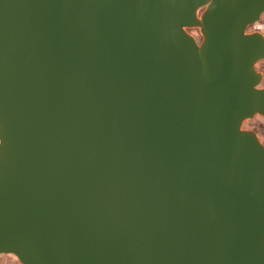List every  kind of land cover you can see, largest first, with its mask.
<instances>
[{"label":"water","instance_id":"1","mask_svg":"<svg viewBox=\"0 0 264 264\" xmlns=\"http://www.w3.org/2000/svg\"><path fill=\"white\" fill-rule=\"evenodd\" d=\"M264 0H0V255L264 264ZM199 28V44L187 29Z\"/></svg>","mask_w":264,"mask_h":264},{"label":"rangeland","instance_id":"2","mask_svg":"<svg viewBox=\"0 0 264 264\" xmlns=\"http://www.w3.org/2000/svg\"><path fill=\"white\" fill-rule=\"evenodd\" d=\"M264 25V15L259 22ZM251 28L248 29V33L251 32ZM187 32L196 39V41L201 44L203 41V36L199 28L187 29ZM264 35V29L261 31ZM256 70L264 74V61L260 62L256 66ZM261 87H264V81L261 84ZM242 129L245 131H253L259 137L260 142L264 145V117L257 115L252 119L246 120L243 122ZM0 264H22L16 256L10 254L0 255Z\"/></svg>","mask_w":264,"mask_h":264},{"label":"built area","instance_id":"3","mask_svg":"<svg viewBox=\"0 0 264 264\" xmlns=\"http://www.w3.org/2000/svg\"><path fill=\"white\" fill-rule=\"evenodd\" d=\"M251 28V32L249 33H256V32H260L264 29V25L260 24V23H256V24H253L251 25L250 27H248V29ZM247 33H248V30H247Z\"/></svg>","mask_w":264,"mask_h":264},{"label":"trees","instance_id":"4","mask_svg":"<svg viewBox=\"0 0 264 264\" xmlns=\"http://www.w3.org/2000/svg\"><path fill=\"white\" fill-rule=\"evenodd\" d=\"M263 74V73H262ZM263 81H264V74H263ZM263 81H262V83H263ZM262 88H264V87H262Z\"/></svg>","mask_w":264,"mask_h":264}]
</instances>
